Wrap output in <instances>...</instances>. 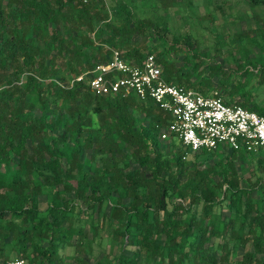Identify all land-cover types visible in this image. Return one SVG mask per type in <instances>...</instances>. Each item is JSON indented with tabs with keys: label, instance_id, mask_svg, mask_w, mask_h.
<instances>
[{
	"label": "trees",
	"instance_id": "1",
	"mask_svg": "<svg viewBox=\"0 0 264 264\" xmlns=\"http://www.w3.org/2000/svg\"><path fill=\"white\" fill-rule=\"evenodd\" d=\"M138 1L0 0V264H264V151H191L178 141L163 153L168 112L132 92L88 88V72L110 48L132 64L152 53L169 84L204 94L229 86L219 64L206 77L197 63L174 75L164 53L175 44L137 17ZM154 1L163 9L176 2ZM252 32L238 33L237 75L262 83L264 59L242 48H264L260 28ZM137 35L160 50L137 45ZM242 94L223 100L264 115V100L250 104ZM215 150L223 155L212 163L194 162ZM246 157L258 166L253 179L233 162Z\"/></svg>",
	"mask_w": 264,
	"mask_h": 264
},
{
	"label": "rangeland",
	"instance_id": "2",
	"mask_svg": "<svg viewBox=\"0 0 264 264\" xmlns=\"http://www.w3.org/2000/svg\"><path fill=\"white\" fill-rule=\"evenodd\" d=\"M247 0H176L173 6L163 9L154 0L138 1L135 14L138 18H148L152 21L158 30V35L163 36V40L168 44L174 42L175 47L164 53V57L172 64V72L178 75V72L187 71L193 63H197L194 72L206 77L210 68L214 64H219L222 69L231 74L229 86L226 89H212L222 98L231 102H240L243 96H246L251 103L261 104L264 100V81L258 82L257 76L253 75L245 82V77H238L242 72L238 63L243 62V54L240 52L241 43L239 34L248 36L252 31L261 32L255 35L257 43H264V7L261 5L251 6ZM136 4V5H137ZM164 25V29L160 28ZM141 37V38H140ZM244 39V37H242ZM137 45H145V50H152L156 53L160 47L146 39L144 35L134 37ZM246 40V39H244ZM263 41V42H262ZM248 57L259 61L264 59V48L252 45L247 42ZM242 50V49H241ZM123 51V50H122ZM249 69L252 66L247 64ZM184 73V72H183ZM217 79L210 78V84H215ZM240 84L239 88L233 89L235 85ZM234 86V87H231ZM171 141V142H170ZM160 149L165 153L167 150H174L180 146L178 139L167 133L164 138L158 136ZM172 145V146H171ZM226 152V151H224ZM227 153V152H226ZM223 151L215 150L208 153H200L193 156L194 162L198 164H210ZM190 155L185 157V160ZM233 162L238 167L240 174L252 177L258 167L254 160L248 157ZM253 179V177H252ZM43 206V203H39ZM200 205L195 207L199 210ZM107 237L103 239V247L108 245ZM65 255L73 254L71 247L63 250Z\"/></svg>",
	"mask_w": 264,
	"mask_h": 264
},
{
	"label": "built area",
	"instance_id": "3",
	"mask_svg": "<svg viewBox=\"0 0 264 264\" xmlns=\"http://www.w3.org/2000/svg\"><path fill=\"white\" fill-rule=\"evenodd\" d=\"M88 74V88L95 95L132 92L139 99H151L168 112L171 119L159 133L161 138L172 134L191 151H209L219 146L246 152L264 151V115L239 104H228L216 91L204 94L167 83L152 53L146 54L139 64H132L110 48L108 59L97 63ZM81 77L78 75L75 80ZM1 264H26V261L15 257Z\"/></svg>",
	"mask_w": 264,
	"mask_h": 264
}]
</instances>
